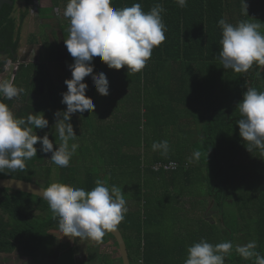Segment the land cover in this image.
I'll return each mask as SVG.
<instances>
[{
	"label": "trees",
	"instance_id": "trees-1",
	"mask_svg": "<svg viewBox=\"0 0 264 264\" xmlns=\"http://www.w3.org/2000/svg\"><path fill=\"white\" fill-rule=\"evenodd\" d=\"M12 1L15 3L16 0ZM250 1L264 5V0H245L248 9ZM51 2L54 7H58L60 4L66 6L67 0ZM134 3H140L144 11H149L157 3L162 4L165 9L162 17L167 28L166 40L153 49L147 63L157 62L160 66L167 62L203 64L204 69H198L206 71L207 76L200 83V98L189 99L184 88L182 98L175 102L184 109L197 107L202 110V115L197 118L206 123L204 130L200 132L202 138L193 143L191 148H169L167 155H163L160 150L146 148L151 149L148 151L151 156L147 160L144 155L132 150H127L125 155L114 150L118 155L113 162L105 164L104 170L95 172L89 166L82 169L77 165H69L59 169L57 181L91 190L99 179L109 187L115 185L122 189L128 211L117 228L123 235L131 264L133 260L137 264H184L191 241L199 242L203 238L212 244L220 243V232L216 230L215 224L208 222L205 216H189V210H183L182 201H178L186 193L192 194V191L188 193L185 189L194 188L195 185L205 187L206 197L219 215L222 236L225 235L233 244L225 264H253V260H245L235 251V235L241 236L242 227L251 228L257 243L256 250L264 256V154L258 149H253L252 152L246 149L236 122L241 118L237 105L242 101L247 88L264 91V66L254 64L248 72L236 73L231 69L225 70L218 59L222 35L218 21L223 18L234 25L242 20L249 21V17L243 14V0H188L187 6L183 8L175 0H112V6L117 8ZM5 10L0 22V39L6 38L9 44L14 45L16 52L22 21L29 13L27 1L19 22L10 18L13 7L7 6ZM69 26L68 20L67 26L61 28L66 39ZM66 52L72 64L74 58L67 48ZM92 64L93 73L85 77V83L89 86L86 93L91 91V76L108 69L96 57H93ZM180 81L185 83L187 78L183 77ZM144 109L145 113L156 111L155 107ZM35 147L37 156L26 162L24 170L5 169L0 173V178L34 182L47 188L52 168L45 164L44 157H49L50 153H43L39 143ZM196 151L201 153L198 160L193 158ZM83 153L89 154L88 149ZM97 154L104 162L108 157L107 150L104 149L97 150ZM190 159L196 165L191 164L186 170L180 168L176 172L167 173L153 172L150 169L152 164L158 162L189 164ZM197 171H202L201 176L194 178ZM178 175L181 176L180 181L177 180ZM180 186L184 189L183 193L174 194ZM169 202L174 205L170 204L166 212ZM49 211L48 203L37 197L12 190H0V238L27 237V247H32L31 254L36 253L38 245L35 244L39 239H44L51 230L59 229L58 219L51 216ZM231 211L237 215L235 231L224 224L225 217ZM37 212L46 215L36 218ZM183 218L186 221L178 228V232L166 229L162 235L155 230L167 220L177 226ZM35 219H40L41 223L36 225L33 221ZM241 219L250 220L251 226H241ZM105 237L113 239L107 233L99 243L105 241ZM115 246L118 248L116 242ZM120 262L122 264L121 260Z\"/></svg>",
	"mask_w": 264,
	"mask_h": 264
},
{
	"label": "clouds",
	"instance_id": "clouds-1",
	"mask_svg": "<svg viewBox=\"0 0 264 264\" xmlns=\"http://www.w3.org/2000/svg\"><path fill=\"white\" fill-rule=\"evenodd\" d=\"M175 2L183 8L188 0ZM243 5V14L249 16L245 0ZM163 12L165 9L159 3L144 11L140 3L117 8L112 6V0H67L63 16L70 21V26L64 43L74 62L69 65L71 79L64 81L67 91L62 93L61 103L66 105V110L54 113L58 147L54 149L47 133L41 137L35 132L49 125L43 112H30L26 118H18L4 102L18 98L24 89L16 86L14 77L0 75V173L5 169L24 170L26 162L37 156L35 145L38 142L43 153H51L50 159L55 165L68 167L79 147L78 143H70L77 139L71 116L78 111L94 112L95 108L85 94L88 85L83 82L93 73V57L110 69L120 70L126 66L128 75L142 71L153 49L166 40ZM218 26L222 30L218 59L225 70L246 73L254 64L264 66V32H261L264 23L242 20L234 25L221 18ZM91 78L98 93L107 96L109 82L105 73ZM237 109L241 118L236 123L246 149L249 152L258 149L264 154V91L247 88ZM152 148L167 155L169 144L167 140L154 142ZM200 156V151L193 153L196 160ZM42 198L58 219L59 231L69 238L99 242L108 232L117 229L128 211L122 189L115 185L109 187L99 179L91 190L52 182L42 189ZM232 249L231 241L212 244L202 238L187 248L184 264H225ZM256 249L255 240L235 246L243 259L264 264V256Z\"/></svg>",
	"mask_w": 264,
	"mask_h": 264
},
{
	"label": "crops",
	"instance_id": "crops-1",
	"mask_svg": "<svg viewBox=\"0 0 264 264\" xmlns=\"http://www.w3.org/2000/svg\"><path fill=\"white\" fill-rule=\"evenodd\" d=\"M44 4L51 9L50 13H47L40 21L41 26H44L42 31L46 44L51 47L54 54V40L58 38L62 49L68 55L70 65V56L66 52L64 43L66 38L63 37L61 30L67 26L68 19L64 17V21H59L56 18L62 19L65 6L60 4V6L54 7L51 0H44ZM30 5L31 0H27L29 12L27 19L30 16ZM59 7H62V10ZM51 13L53 16L48 17L49 14L52 15ZM248 15L250 22L263 21L264 23V5L261 2L257 4L250 1ZM33 16H36L35 12ZM261 32H264V27L261 28ZM33 38H35L34 33L30 32L27 36V48L33 50L30 51L31 56H37L40 61H46L47 56L42 49L43 42ZM34 47H39L40 53H37ZM52 63L54 64V62ZM60 67L65 71L67 69L69 77H71L69 66L65 68L62 65ZM198 67L204 69L203 64L197 63L167 62L160 66L157 62H150L142 71L129 75L126 66L114 72L113 69L105 67V69L108 68L104 73L109 82V94L103 96V99L108 104H105L104 109L100 112H104L102 118L110 130L117 127L120 130L119 134L123 135L112 137L108 132L109 130L106 129H103V135L99 136L93 131L81 133L83 127L79 121L83 113L78 111L75 115L79 121L74 127L77 139L70 141V143H78L80 148L86 149H146L152 148L154 142L167 140L169 148H178L179 146L191 148L194 146L193 143L202 138L200 132L206 126L205 122L197 120L202 115V110L197 107L184 109L181 105H176L175 102L182 98L184 88L187 90L189 99L200 98V83L203 82L207 73L200 71ZM192 69H195V72H192ZM183 77L187 78L185 83L180 81ZM85 94L88 98L97 95L98 98L94 100H100L99 96L101 95L99 93L88 92ZM90 99L93 100V98ZM111 102L114 103V106L111 105ZM150 107H155L156 111L145 113L144 108L148 110ZM139 118L141 119V130L137 127ZM135 121L136 126L133 130ZM139 131L144 132V134L147 133L148 136L141 137L138 135L137 142L140 145L133 147L130 144L132 140L128 134L139 133ZM46 133L49 139L50 133L56 134L54 139L59 141L57 131L50 132L47 129L42 135L44 136ZM99 141L104 144L101 146L91 145L92 143H99ZM186 143L187 145H185ZM54 147L56 148L58 145ZM36 214L39 215L38 218L46 215L41 212ZM49 214L53 216L51 211ZM48 235L44 239H39V242L35 244V246L38 245V250L34 254L30 252L32 247H27V237L0 238V264H121L118 248L110 237H105V241L99 243L90 239L63 236L59 229L51 230ZM106 257H108V261ZM133 262L137 264L135 260Z\"/></svg>",
	"mask_w": 264,
	"mask_h": 264
},
{
	"label": "rangeland",
	"instance_id": "rangeland-1",
	"mask_svg": "<svg viewBox=\"0 0 264 264\" xmlns=\"http://www.w3.org/2000/svg\"><path fill=\"white\" fill-rule=\"evenodd\" d=\"M26 1L27 0H16L14 3V7H13L14 10H13L12 16L14 19L17 20V22H19L20 16L26 8ZM34 1L38 4V6L36 7V9H34L33 7L31 8V5L33 3V2H31L30 16L28 19L26 17L22 21L21 32H20L21 33V41L19 44V54L23 53L25 51V49L29 50L28 51L29 53H30V51H33V50H30L29 48H27V36L30 32H33L34 37H35L33 39L36 41H42L43 42V48L42 49L44 50V52L47 56L46 61H44L43 63H44L45 68H47L48 76L56 83L57 81H59L60 79H63L64 77H66V78L69 77V73L67 71L62 72L63 68H61L60 66L54 65L52 63L54 61L55 56L53 54L51 47L48 44H46V41H45L44 36H43L42 30H43L44 26H41L40 21H42V19L44 18V16L47 15V13H50L49 11H51V9L48 8V6H46L44 4V0H34ZM32 9H34V10H32ZM59 9L62 10V7H59ZM34 12L36 13V16H33ZM52 12H53V9H52ZM51 14L52 15L49 14L48 17H50V16L52 17L53 13H51ZM56 18L59 21L65 20L64 16L61 17L62 19H60L58 17H56ZM34 49L37 53H40L39 47H34ZM62 52L64 53V50ZM83 82L85 83V81H83ZM89 84L91 85L89 88L91 91L89 93H98V91L96 90V88L94 86L93 80H91V82ZM90 98H93L92 102L95 105L94 112H89V113L83 112V114L80 118V121H79V123H81L82 127L84 128V129L81 128L83 130V131H81V133H83L85 131H88V133L89 132L91 133L93 131V132L98 133V136H99V135H103L102 131H103V129H106V130H109L108 132H109L110 136H112V137L118 136V135H123V134H119L120 130L117 129V127H115V129L110 130V127L107 126L106 123L103 121L102 117H103L104 112H100V111H102L104 109L105 104H108V102L104 101L103 96L102 95L99 96L100 100H94L95 98H98L97 95L91 96ZM58 102H59V111H64L63 104L61 103L60 100ZM111 105L114 106V103L111 102ZM100 106H101V108H100ZM119 112H120V109H119ZM52 116H53L52 107H48L46 117H45L49 121V124H50L48 129L50 130V132H55L56 128L53 125V122H52L53 117ZM137 121H138L137 127H139V130H141L142 129V127L140 129L141 119L139 118ZM135 126H136V121H135V125L132 127L133 130H134ZM138 135L139 136L141 135V137L144 135L148 136L147 133L144 134V132H142V131H139V133L133 132L131 134H128V136L130 137V140H132L130 144L133 147L136 145H138V146L140 145V143L137 142ZM55 136H56V134L50 133V140L53 141L54 146L56 145V143H59V141L58 142L55 141V139H54ZM103 144L104 143H102V141H99V143H92L91 145L101 146ZM185 145H187V143ZM82 147H84V146H82ZM54 149H55V147H54ZM85 149L86 148L78 147L77 151L75 152V154L71 158L69 165H74V166L77 165V166L81 167L82 169L83 168L85 169L87 166H89L90 168L92 167V169H93L92 171L98 172L99 170L102 171L105 169V168L103 169V167L105 166V164H107L108 161H109V164L111 163V161L112 162L114 161V158L118 155V153L113 152L114 150L115 151L119 150V153L121 155H123V154L125 155L127 153V150H132L135 153H138V154L140 153L141 155H144L145 160L149 159V156H151V153L148 152L151 149H143V148L142 149H140V148H131V149L87 148L89 151V154H87V155H85L83 153V151ZM101 149L107 150L108 157L105 158V162L97 154V150H101ZM50 158H51V153H50V156L47 157L45 160V164L47 166H51V168H52V175L50 178L49 185L52 182H57L58 177H59V169L61 168V167L55 165L51 161ZM189 164L190 165L191 164L196 165V163L195 162L193 163L192 161L189 162ZM201 173H202V171H200V172L197 171L194 174V178L200 177ZM177 180L178 181L181 180L180 175H178ZM40 183L43 184V181H41ZM183 190L184 189H181V186H180L178 190L176 189L174 191L175 192L174 194H177L179 192L183 193L182 192ZM185 190L188 193H191V191H192V194L186 193L185 195L182 196V198H180L178 200V201H182L181 208H183V210H186V211L189 210V213H187L189 216L194 215L195 218L205 216V219L208 222L215 224L216 230L220 232L218 234V240L220 242L227 240L225 235L222 236V233H221L222 227L220 226L219 215H218L216 209L213 207L211 201L206 197L205 187H199L198 185H195L194 188H189V189H185ZM170 204L174 205V203L169 202V204L166 206V212L168 211ZM229 215H230V218H228ZM229 215L227 214V216L225 217L224 224L228 225L230 230L235 231V229H236L235 228V224H236L235 220H236L237 215L235 214V212L233 213L232 211L229 213ZM173 216H174V214H173ZM37 217H39L38 214H36V218ZM169 218H172V216H169ZM33 221L36 225L41 223L40 219H35ZM185 221H186V219L183 218L178 223L177 226H174L170 220H167V222L162 223L160 225V227L156 228L155 230L160 232V234H162V235L166 229L169 231H171V229H172V232L173 231L178 232V228H180L182 226V223H184ZM241 222H242V223H240L241 226L242 225L244 226V225L249 224L250 220L243 221L241 219ZM241 232H242L241 236L239 234L235 235L236 245L246 244L247 242L254 240L253 232L251 231V228L242 227ZM235 237H233V238H235ZM193 243H195V242L191 241V245ZM106 260L108 261V257H106ZM133 264H135V263L133 262Z\"/></svg>",
	"mask_w": 264,
	"mask_h": 264
},
{
	"label": "flooded vegetation",
	"instance_id": "flooded-vegetation-1",
	"mask_svg": "<svg viewBox=\"0 0 264 264\" xmlns=\"http://www.w3.org/2000/svg\"><path fill=\"white\" fill-rule=\"evenodd\" d=\"M6 7L7 5H4L0 11V22L6 12ZM12 15H10V18L14 19ZM54 48V65H63L67 68L69 66L68 55L62 52V45L58 38L54 40ZM62 72H65V70L63 69ZM0 75H3L4 78L14 77L16 86L24 89V92L18 98H14L11 101H4L18 118H26L30 112L32 114L43 112L46 117L48 107H52V122L55 126L56 117L54 113L59 111L58 101H62V93L67 91V86L64 81L71 79V77H64L55 83L48 76L47 68H45L43 61H40L37 56L32 57L31 52L29 53L27 49L19 54L18 47L15 52L14 45L9 44L6 38L0 39ZM63 106L64 110H66V105L63 104ZM77 121L79 119L75 113L72 114L70 123H72L73 128L76 127ZM48 127L43 130L35 129V132L38 136L43 137L42 133ZM44 160H46V157H44Z\"/></svg>",
	"mask_w": 264,
	"mask_h": 264
},
{
	"label": "water",
	"instance_id": "water-1",
	"mask_svg": "<svg viewBox=\"0 0 264 264\" xmlns=\"http://www.w3.org/2000/svg\"><path fill=\"white\" fill-rule=\"evenodd\" d=\"M4 5H7L9 7H14V1L0 0V11ZM42 189H44L42 186L34 182H27L12 178H0V190H12V191L21 192L24 194L37 197L47 203V201L42 198ZM108 233L113 237V239L115 240L118 246V251L122 264H131L129 260L126 243L124 241L121 231L117 228L115 231Z\"/></svg>",
	"mask_w": 264,
	"mask_h": 264
},
{
	"label": "built area",
	"instance_id": "built-area-1",
	"mask_svg": "<svg viewBox=\"0 0 264 264\" xmlns=\"http://www.w3.org/2000/svg\"><path fill=\"white\" fill-rule=\"evenodd\" d=\"M31 2H33L31 5V8L33 7L34 9H36L38 4L34 0H31ZM180 168H183L184 170H186L189 168V164L188 163L180 164L176 161H169V162H158V163L152 164L150 167V169L153 172H167V173L176 172Z\"/></svg>",
	"mask_w": 264,
	"mask_h": 264
}]
</instances>
